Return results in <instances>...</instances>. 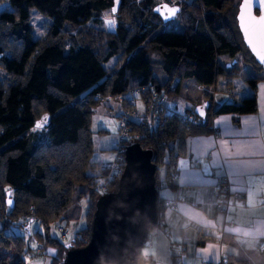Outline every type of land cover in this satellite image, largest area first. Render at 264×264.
Masks as SVG:
<instances>
[{
  "label": "trees",
  "instance_id": "16d2710c",
  "mask_svg": "<svg viewBox=\"0 0 264 264\" xmlns=\"http://www.w3.org/2000/svg\"><path fill=\"white\" fill-rule=\"evenodd\" d=\"M195 1L201 13L190 11L182 16L179 11L180 28L165 29L161 17L153 11V0L130 2L127 23L120 18L126 0H120L115 31L106 40L104 52H100L84 41L71 37L68 41L63 33L70 26L91 20L100 23L102 12L111 9L114 0H0L7 3L0 9V195L4 190V196L11 191L29 200L28 205L34 203L32 209H25L5 202L0 228V242L5 243V248L13 240L19 251L32 250L21 240L20 233L8 231L25 224L14 223L15 216L30 215L32 219L36 217L42 231L32 233L30 226H25L24 231L41 242L43 249L51 248L50 264H60L65 248L63 242L50 235L51 222L68 213L77 181V196L90 199V210L85 213L86 225L76 232L71 243L83 246L88 242L94 201L100 194L94 186L109 174L105 163L90 156L94 150L91 114L102 98L131 92L146 106L152 92L163 91L167 97L178 92L182 79L215 86L219 79L233 77L238 71L237 66L228 69L221 64L219 55L242 56L241 62L255 71L245 79L251 89L249 95L213 103L211 95L206 94L204 100L209 105L198 124L181 122L177 113L163 114L155 128H149L146 121L130 119L131 131L141 135V146L154 151L158 219L165 199L158 189L171 184L170 167L186 155L188 138L210 134L217 114L256 110V86L264 80V74L254 66L264 70L245 46L238 29L235 16L240 0ZM32 9L50 19L49 38L33 37ZM153 52L159 56L158 64L150 57ZM120 54L124 55L122 63L109 73L106 63ZM173 78L178 81L170 88ZM229 83L225 82L228 89ZM135 89L139 91L133 95ZM127 100H121L122 104ZM193 105L189 102L184 112L197 117ZM43 113L49 114V124L44 127L45 139L38 140L34 123ZM64 147L77 148L82 155L71 156V168L64 165L51 180L47 162L53 152ZM159 167L163 168V183L157 175ZM117 182L118 177L113 178L108 189H116ZM73 210L67 217L77 221L80 205ZM147 262L150 260L139 249L133 264ZM0 264L24 263L21 257L9 256L0 258Z\"/></svg>",
  "mask_w": 264,
  "mask_h": 264
},
{
  "label": "crops",
  "instance_id": "0c3cea01",
  "mask_svg": "<svg viewBox=\"0 0 264 264\" xmlns=\"http://www.w3.org/2000/svg\"><path fill=\"white\" fill-rule=\"evenodd\" d=\"M240 61H232L239 63L237 74L219 82L230 81L235 99L251 93L239 73L255 72ZM255 93L254 112L217 114L212 120L215 134L188 138L186 155L175 164V178L158 189L164 200L178 198V202L163 209L151 243L146 244L143 255L152 264L215 263L220 255L227 264H264V80L257 83ZM216 98L223 101L225 96L220 92ZM182 104L185 109L177 112L188 108ZM222 177L231 189L230 226H224L223 214L213 203V186Z\"/></svg>",
  "mask_w": 264,
  "mask_h": 264
},
{
  "label": "rangeland",
  "instance_id": "374dc122",
  "mask_svg": "<svg viewBox=\"0 0 264 264\" xmlns=\"http://www.w3.org/2000/svg\"><path fill=\"white\" fill-rule=\"evenodd\" d=\"M140 0H126V5H124V10L121 13L122 19L127 23L128 21V6L130 5V2H139ZM155 4L159 3H166L165 1L169 0H153ZM174 1V6L178 5L180 6V12L182 16H187L190 11H195L196 13H201V8L197 1L195 0H172ZM236 3L239 0H234ZM120 4V1H119ZM7 5L6 2L0 3V9L5 8ZM119 8V6H118ZM118 12V11H117ZM179 12V13H180ZM176 16V18L170 19L167 22H163L162 27L165 29H179L180 28V16ZM117 13L114 14L111 9H107L102 12L100 17V23H94L92 20L88 21L84 24L78 25V26H70L67 31H64L63 35L65 36V39L69 41L70 37L72 39L78 40V41H84L86 43H89L94 46V48L100 52H104L105 49V42L110 37L116 28L117 20H118ZM109 21H113L114 23H109ZM31 23L33 26V37L37 38L38 40H44L49 38V24L50 19L46 16L42 15L38 10L32 9L31 10ZM69 37V38H67ZM150 57L152 61L155 64H158V55L156 53H151ZM242 57V56H241ZM240 56L237 58H230L227 55H219L218 60L221 64L225 65L228 69H234L235 66H238L239 63H232L233 60H241ZM124 59V55L120 54L117 57L112 58L108 63H106L107 70L109 73H112L118 66L122 63ZM241 62V61H240ZM255 69L260 71V74H264V71L260 69L258 65L254 66ZM1 72V70H0ZM241 76V79L247 78L251 76V70L249 69L247 72L243 71L239 73ZM174 79V78H173ZM172 79V80H173ZM218 83L214 85H203L197 83L195 80L191 78L182 79L181 81V87L178 89V92L171 93L167 97V100L165 102L167 108L169 110L173 111H179L185 109L184 105L182 104V101L184 100L186 103L189 104V102L194 103L193 106H191L192 109L195 108L197 105L195 102H202L204 100V97L206 94L212 95L214 91H217L219 93L222 90H227L225 83L221 84ZM236 81V80H235ZM172 82V81H171ZM220 85L221 88L219 90L215 89L218 88ZM179 88V87H178ZM238 88V87H237ZM237 92L240 94L243 93V90L237 89ZM134 95V94H133ZM128 97L132 96L131 92L127 93ZM133 102L126 101L125 104H122L121 100L114 97H104L100 100V103L94 108V111L91 114V122H90V129L93 133V146L94 150H92L91 158L95 160H100L103 163L110 160V157L112 156L113 149H112V141L116 140L118 135V128H117V122L120 120V118L123 117H129L132 118L133 114H141L143 112V102L138 98L131 99ZM179 101V102H178ZM132 103H135L133 106ZM178 105V107H175V105ZM41 110V109H40ZM42 112V111H40ZM44 114V113H43ZM41 114V116L43 115ZM134 118V117H133ZM132 118V119H133ZM138 119V118H134ZM130 126V122H129ZM37 134L38 140L45 139V130L44 128H34L33 130ZM54 153V156L52 159L48 160L47 165L50 169L47 170L48 178L53 180L54 177L58 176L59 170L64 168V165H69L68 169L71 168L70 165H72L69 162V159L71 156L78 157V153L82 155V152L79 151L77 148H60L56 150ZM48 154V153H46ZM79 155V157H80ZM75 159V158H74ZM76 160V159H75ZM64 163V164H63ZM157 175L159 177V180L161 181V178L163 177V168L159 167L157 171ZM99 182V181H98ZM97 182V183H98ZM162 182V181H161ZM164 182V180H163ZM162 182V183H163ZM78 181L75 183V191L73 193V198L71 201V205L67 208L68 213L67 214H61V216L56 219L52 220L51 227H50V235L53 237H56L59 239V233L56 229V227L53 225L54 222H60L65 225L66 230L68 232V238L66 241L63 242V244L70 243L76 232L84 227L87 223L88 215L85 217V213L89 212L90 210V199L88 197H79L77 196L76 187L80 184H77ZM95 183V185L97 184ZM160 182H158L159 184ZM161 183V184H162ZM4 191H2L3 196L0 195V213L3 212L2 215L0 214V228H3V220L2 216L4 214L6 205V200H10L12 202V205H17L20 208L23 207L25 209H32L34 203L29 204V200H26L24 196H16L15 193H12L11 191H6V196H4ZM17 197V201L15 199ZM3 204V205H2ZM77 205H80L81 207V216L77 221H74V219H68L67 216L71 214L77 207ZM88 214V213H87ZM2 217V218H1ZM15 222L17 225L19 223H25L23 226L17 228L15 226H12L8 231L11 233H20V238L24 243H27L30 245L32 250L19 251L18 246L16 242L13 240L9 241L8 248H5V243L0 242V258L4 257H12L14 259L15 257H21L24 264H50V253L51 248H42L41 242H39L34 236H28V233L25 230V226H30V231L33 233L36 230L39 232L42 231V227L39 224V221L34 217L33 219L30 218V215L27 217H21L17 218L15 216ZM15 225V224H12ZM153 230V229H152ZM22 246V243H18ZM7 245V244H6ZM146 244L141 246L140 251L143 254L146 251ZM148 263V262H147ZM145 263V264H147Z\"/></svg>",
  "mask_w": 264,
  "mask_h": 264
},
{
  "label": "water",
  "instance_id": "95a60500",
  "mask_svg": "<svg viewBox=\"0 0 264 264\" xmlns=\"http://www.w3.org/2000/svg\"><path fill=\"white\" fill-rule=\"evenodd\" d=\"M119 1L114 0L111 7L114 14L118 11ZM246 3L251 7L246 8ZM170 9L177 11L170 14ZM153 11L163 21H168L176 18L180 7L159 3L153 7ZM164 12H168V16H163ZM262 15L264 0H259L258 6L255 0H240L235 17L245 46L264 70V60H261V54H264V37L257 24ZM208 105L206 100L198 103L194 108L195 114L204 119ZM38 122H42L39 128L48 126L49 114L45 113L37 119L35 128ZM154 158V151L142 147L138 141L129 140L124 145V168L116 189L100 193L95 198L88 242L83 246H75L71 242L64 244L60 264H133L140 247L146 242L148 232L158 224ZM6 203L12 205L8 199Z\"/></svg>",
  "mask_w": 264,
  "mask_h": 264
},
{
  "label": "built area",
  "instance_id": "2783aa9c",
  "mask_svg": "<svg viewBox=\"0 0 264 264\" xmlns=\"http://www.w3.org/2000/svg\"><path fill=\"white\" fill-rule=\"evenodd\" d=\"M169 5H174V1L169 0L165 1ZM178 81V78H174L170 84V88L175 87V83ZM138 89H135L133 94H138ZM220 92H223V95L225 96L224 100H217L216 95L217 91H214L211 95L212 102L213 103H222V102H230L233 101L235 98L229 91L222 90ZM219 92V93H220ZM128 92L122 93L118 95L119 100L128 99V101L133 102L134 97H128ZM167 100V94L165 92H152L149 97L148 104L145 106V110L141 114H133L132 118H138L136 120L139 121H146L148 123L149 128H155L157 126L158 121L160 120L161 116L163 114L167 113H177L179 115V118L181 122L190 123V124H198L201 120L200 117H195L192 114H187L185 112H177L173 110H169L165 104ZM129 117H123L120 118V120L117 122V128H118V135L116 140L112 141V149L113 154L110 157V160L106 161L105 164L109 169V174L107 178L100 180L95 186L94 190L100 193H104L108 191L109 183L113 180V178L118 177L121 175L123 168H124V145L129 140H135L139 142V139L141 138L140 133L131 131L129 122ZM133 118V119H134ZM211 133H216V128L213 127V124L211 126ZM195 165L199 164L198 160L194 161ZM175 165H172L170 167V175H169V181H172L173 178H175L176 172H175ZM212 193L214 196L213 203L216 208H218L222 214H223V221L224 226H230L232 225V220L228 217L229 213V197L231 195V189L229 187V184L225 178H219L216 183L213 186ZM178 198L173 199H166L163 202L164 208H174L177 205ZM53 225L56 227L58 233H59V240L61 242H64L68 238V232L66 230V227L64 224L60 222H54ZM222 233V231H221ZM151 235L152 230L148 232L147 239L145 244L151 243ZM29 236V235H28ZM219 242H222V237L219 238ZM147 264H152L151 262H148ZM202 264H227L226 257L223 255H220L218 260L215 263H212L208 260H202Z\"/></svg>",
  "mask_w": 264,
  "mask_h": 264
},
{
  "label": "snow or ice",
  "instance_id": "6c2138e0",
  "mask_svg": "<svg viewBox=\"0 0 264 264\" xmlns=\"http://www.w3.org/2000/svg\"><path fill=\"white\" fill-rule=\"evenodd\" d=\"M255 2L257 4V6H258L259 0H255ZM245 7L246 8H250L251 5L246 3ZM175 11H177V9H170L169 10V13L170 14H174ZM109 23H114V22L113 21H109ZM257 24L260 26L259 27V31H260L261 36L264 37V15H262L259 18V20L257 21ZM245 32H246V35H248V29H247V27L245 28ZM249 42L251 43V36L250 35H249ZM261 60H264V54H261ZM201 115H203V112H201ZM46 120H47V117L45 116L44 117V121H46ZM41 126H42V122H38L37 123V128H39Z\"/></svg>",
  "mask_w": 264,
  "mask_h": 264
},
{
  "label": "flooded vegetation",
  "instance_id": "af4514ba",
  "mask_svg": "<svg viewBox=\"0 0 264 264\" xmlns=\"http://www.w3.org/2000/svg\"><path fill=\"white\" fill-rule=\"evenodd\" d=\"M168 15V14H167Z\"/></svg>",
  "mask_w": 264,
  "mask_h": 264
}]
</instances>
